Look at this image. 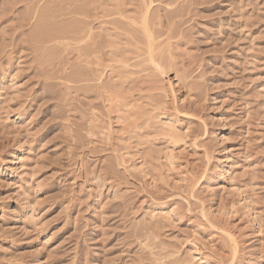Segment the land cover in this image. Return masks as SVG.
I'll return each mask as SVG.
<instances>
[{
    "label": "rangeland",
    "instance_id": "rangeland-1",
    "mask_svg": "<svg viewBox=\"0 0 264 264\" xmlns=\"http://www.w3.org/2000/svg\"><path fill=\"white\" fill-rule=\"evenodd\" d=\"M0 264H264V0H0Z\"/></svg>",
    "mask_w": 264,
    "mask_h": 264
}]
</instances>
